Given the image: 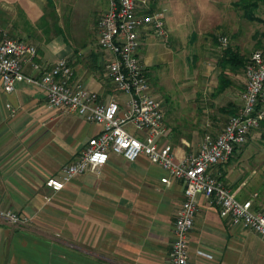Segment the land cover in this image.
Returning a JSON list of instances; mask_svg holds the SVG:
<instances>
[{"label":"crops","instance_id":"0c3cea01","mask_svg":"<svg viewBox=\"0 0 264 264\" xmlns=\"http://www.w3.org/2000/svg\"><path fill=\"white\" fill-rule=\"evenodd\" d=\"M236 1L227 2L217 22L195 24L184 40L173 28L179 24L169 1L150 5L162 13L167 38L142 30L138 59L152 96L163 103L166 141L176 162L195 155L203 136L219 133L241 104L244 70L219 62L227 47L246 60L260 48L264 1L254 21L234 7ZM107 10L108 0H0V35L33 44L34 62L43 66L66 60L75 82L102 101L116 97L123 111L127 97L117 93L104 68L112 57L97 46V23ZM220 37L227 38L226 48ZM23 73L36 76L28 63ZM126 129L140 139L145 135ZM100 132L98 124L49 108L40 87L21 81L5 93L0 80V209L28 219L24 227L0 220V264L167 263L184 185L175 179L162 184L169 175L160 166L111 153L98 174L76 175L58 192L46 186ZM263 139L264 125L213 169L236 200H251L254 209H264V180L255 179L250 162L263 176ZM196 204L188 264H264V243L255 233L232 227L202 195Z\"/></svg>","mask_w":264,"mask_h":264},{"label":"built area","instance_id":"2783aa9c","mask_svg":"<svg viewBox=\"0 0 264 264\" xmlns=\"http://www.w3.org/2000/svg\"><path fill=\"white\" fill-rule=\"evenodd\" d=\"M154 0H108V10L97 23V46L112 60L104 68L117 93L125 95L122 111L116 97L105 102L98 94L74 81V71L64 59L47 67L34 62L36 47L23 40L0 35V80L5 93H11L18 82L40 87L49 108L74 113L84 121L98 124L101 132L91 138L78 158L62 169L61 178H48L46 186L58 192L74 176L84 172L98 174L109 155L115 154L133 162L140 157L160 166L170 179L183 182V202L173 222V241L166 264H188V237L197 211L196 199L202 195L223 219L234 228L252 231L264 243V209H254L251 200L240 202L213 173L227 162L235 149L247 142L250 133L264 124V40L252 52L244 70L245 88L237 113L229 118L216 135L205 134L195 155L175 161L172 146L166 141L163 103L151 94L150 83L138 59L140 32L149 30L157 39L165 40L167 31L161 12L150 8ZM220 46L228 40L219 38ZM30 64L36 76L23 73ZM143 132V139L126 129ZM0 220L13 227H24L28 219L12 211L0 209ZM199 256L210 259L203 252Z\"/></svg>","mask_w":264,"mask_h":264},{"label":"rangeland","instance_id":"374dc122","mask_svg":"<svg viewBox=\"0 0 264 264\" xmlns=\"http://www.w3.org/2000/svg\"><path fill=\"white\" fill-rule=\"evenodd\" d=\"M169 5L172 9V17L177 22L178 26H174L175 30H178V33H181L183 40L187 38V31L193 28L195 24L205 25L208 22H217L222 15H225L226 4L229 0H168ZM220 15V16H219ZM182 26V27H181ZM251 146H254L252 144ZM262 146L264 149V139L258 145ZM263 157V156H262ZM250 166L255 168L257 171L255 179L262 178L264 180V175L262 176V171H260L255 164L250 162ZM258 169V170H257ZM261 188V187H260ZM258 189V188H257Z\"/></svg>","mask_w":264,"mask_h":264},{"label":"trees","instance_id":"16d2710c","mask_svg":"<svg viewBox=\"0 0 264 264\" xmlns=\"http://www.w3.org/2000/svg\"><path fill=\"white\" fill-rule=\"evenodd\" d=\"M263 1L264 0H237L234 3V7L241 9L244 12V16L247 18L248 21H254L257 20L255 18V12L259 6L258 4ZM248 59L246 60L240 57L236 52H233L231 48L227 47L225 50H223V58L221 59L219 64L227 65L233 71L245 70ZM219 81L222 83L223 87V82L225 81V78L221 77Z\"/></svg>","mask_w":264,"mask_h":264}]
</instances>
